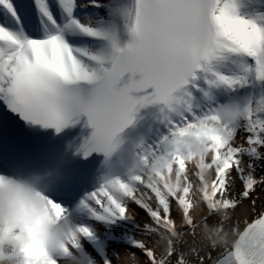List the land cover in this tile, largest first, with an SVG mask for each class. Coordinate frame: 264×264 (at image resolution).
<instances>
[{
  "label": "snow or ice",
  "instance_id": "snow-or-ice-1",
  "mask_svg": "<svg viewBox=\"0 0 264 264\" xmlns=\"http://www.w3.org/2000/svg\"><path fill=\"white\" fill-rule=\"evenodd\" d=\"M258 85L264 0H0V101L57 132L86 115L95 131L84 154L107 158L102 183L77 208L47 194L45 206L58 221H129L142 237L127 234L130 247L97 262L83 249L96 239L89 224L36 255L9 223L3 232L22 243L0 242L5 264H264V91L230 95ZM149 104L168 110L169 134L126 152L118 137Z\"/></svg>",
  "mask_w": 264,
  "mask_h": 264
},
{
  "label": "clouds",
  "instance_id": "clouds-1",
  "mask_svg": "<svg viewBox=\"0 0 264 264\" xmlns=\"http://www.w3.org/2000/svg\"><path fill=\"white\" fill-rule=\"evenodd\" d=\"M232 115V110L219 113L224 119ZM199 155L200 149L193 148ZM58 176L54 170L34 173L31 176H16L0 173V242L7 246H17L21 241L3 232L9 223L17 225L27 234L26 243L32 247L30 252L42 255L45 251L54 253L62 247L70 236H79V227L71 216L57 220L50 214L42 198L46 194V180ZM59 213V209H57ZM5 254H0V264H5ZM66 264H86V261L73 257Z\"/></svg>",
  "mask_w": 264,
  "mask_h": 264
},
{
  "label": "bare ground",
  "instance_id": "bare-ground-1",
  "mask_svg": "<svg viewBox=\"0 0 264 264\" xmlns=\"http://www.w3.org/2000/svg\"><path fill=\"white\" fill-rule=\"evenodd\" d=\"M122 45H124V42H121ZM188 87H191L189 85ZM261 91H264V86H256L254 89H243L239 93H237L236 97L238 100L243 101L247 98L248 95H250L252 92L259 93ZM220 94V93H219ZM225 95V94H221ZM198 96V94H197ZM235 97V99H236ZM234 98V96L232 97ZM200 102V98H197V103ZM166 120V119H165ZM59 177L58 181H64V178H68V176H57ZM56 180V179H55ZM56 182V181H53ZM48 187V185H46ZM55 184H52L50 187L47 188L46 193L51 194L49 192H52L55 188ZM237 188H239V182L237 183ZM76 194L79 193V191H75ZM72 200V199H71ZM70 200V207L69 208H77L79 205V202H73V200ZM131 207L136 211L137 216V222L140 224H143L145 220H147V216L143 212V210L139 209L136 205H131ZM200 216L206 215V212L199 213ZM235 216L239 217L240 213L237 212ZM74 221L76 223H85L89 224L96 230V239L94 241L85 240L83 242V249L84 251L89 254L90 258L99 262L102 257L105 255H111L113 250H124L130 245L127 244L125 240V236L127 234L134 235L137 238H142L140 236V233L134 228V224L129 221H121L118 224H114L111 226L105 225L103 222L96 221L92 217H90L87 213H79L76 214L73 217ZM211 222V221H209ZM114 264H125L123 260L115 261Z\"/></svg>",
  "mask_w": 264,
  "mask_h": 264
}]
</instances>
